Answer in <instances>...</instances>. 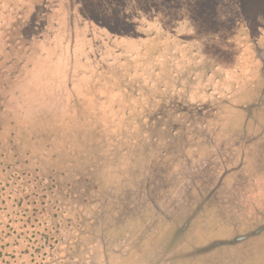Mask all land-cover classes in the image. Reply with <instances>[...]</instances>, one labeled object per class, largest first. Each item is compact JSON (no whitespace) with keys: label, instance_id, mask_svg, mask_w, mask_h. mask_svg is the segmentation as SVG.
<instances>
[{"label":"rangeland","instance_id":"374dc122","mask_svg":"<svg viewBox=\"0 0 264 264\" xmlns=\"http://www.w3.org/2000/svg\"><path fill=\"white\" fill-rule=\"evenodd\" d=\"M38 3L0 0V28L21 27ZM8 30L0 41H19ZM45 37L38 43L55 42L48 56L56 58L64 35ZM262 42L247 43L242 87L226 95L184 54L175 68L155 63L150 83L120 69L71 90L41 88L38 101L17 87L0 93V140L18 166L9 170H28L36 184L49 174L55 187L69 184L53 194L81 217L65 264H264Z\"/></svg>","mask_w":264,"mask_h":264},{"label":"trees","instance_id":"16d2710c","mask_svg":"<svg viewBox=\"0 0 264 264\" xmlns=\"http://www.w3.org/2000/svg\"><path fill=\"white\" fill-rule=\"evenodd\" d=\"M24 21L21 27L15 22L1 26L13 37L19 34V41L6 44L1 38L0 93L17 87L38 101L41 88L61 84L71 90L120 69L129 72L128 78L150 83L156 64L164 61L168 69L172 62L175 68L173 62L184 54L193 56L186 60L188 67L202 69L203 82L226 95L242 87L240 56L247 43L264 41V0H41ZM46 35L49 41L64 35L56 58L48 56L55 42L38 43ZM18 50L26 52L23 58ZM14 156L0 140V264H65L81 217L61 207L53 194L69 184L55 187L53 174L38 175L36 184L28 170L12 172L10 166L18 169L17 161H10Z\"/></svg>","mask_w":264,"mask_h":264},{"label":"flooded vegetation","instance_id":"af4514ba","mask_svg":"<svg viewBox=\"0 0 264 264\" xmlns=\"http://www.w3.org/2000/svg\"><path fill=\"white\" fill-rule=\"evenodd\" d=\"M76 264H82V262L81 261H79V260H76ZM88 264H111L109 261H104L103 260V262H91V263H88ZM113 264V263H112ZM116 264H122V263H119V261L116 263Z\"/></svg>","mask_w":264,"mask_h":264},{"label":"water","instance_id":"95a60500","mask_svg":"<svg viewBox=\"0 0 264 264\" xmlns=\"http://www.w3.org/2000/svg\"><path fill=\"white\" fill-rule=\"evenodd\" d=\"M258 56L261 57V58H264V51L260 52V53L258 54Z\"/></svg>","mask_w":264,"mask_h":264}]
</instances>
